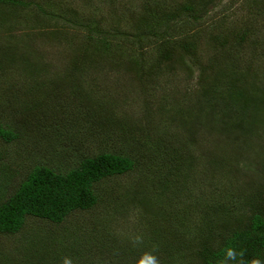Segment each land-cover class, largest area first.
Listing matches in <instances>:
<instances>
[{
	"label": "rangeland",
	"instance_id": "obj_1",
	"mask_svg": "<svg viewBox=\"0 0 264 264\" xmlns=\"http://www.w3.org/2000/svg\"><path fill=\"white\" fill-rule=\"evenodd\" d=\"M29 1L65 17L78 15L107 28L119 27L130 32L148 8L170 15L185 0ZM209 1L207 24L197 30L181 27L174 33L180 37L189 34V39L197 43L194 60L188 58L186 64L176 62L142 83L125 69H112L108 62L97 61L85 66V73L77 83L68 81L61 86L52 83L71 62L79 44L77 32L80 28L76 31L60 20L43 16L33 6L21 11L0 7V53L4 58V67L0 71V122L20 134L12 143L0 141V197L11 193L13 186L19 184L36 162H47L65 172L76 167L84 155L124 148L120 141L122 135L117 137L123 125L152 127L155 134L152 140L170 139V153L182 156L186 154L183 147L196 152L195 148H189L178 121L187 118L190 101L208 87L216 96H224L232 88V98L239 95L237 102L245 95L254 102L264 98V0ZM81 100L90 107L93 105L97 111L104 105L110 112L109 117L96 120L105 127L99 137H90L100 128L90 117L91 113L85 111L87 104ZM250 106L254 135L248 140L249 145H242L245 137L240 133L241 139L233 143L236 132L231 136L219 130L216 134L208 135L204 131L200 134L202 145L214 143L220 133L229 142L231 150L240 151L238 154L243 159L235 174L198 173L197 168L186 175V186L183 189L179 185L177 194V184L179 180L182 184V179L178 177V182L172 184L170 168L173 161L161 157L162 148H157L153 172L148 177L144 173L142 177H133L135 184L142 186V196L134 195L136 201H127L133 194L125 195V200L120 201L105 195L104 202L98 196L100 204L103 203L101 206L75 212L61 225L29 219L20 234L0 235V258L8 259L9 264H22L25 262L21 259L22 250L36 239L38 245L55 253L47 257L48 264H64L65 260L70 264H124L125 257L100 249L99 244L94 243L110 241V248L114 241V245L129 243L132 252L155 256L165 253L154 235L165 227H172L176 234L186 233L192 246L194 242L198 244L204 238L201 234L195 241L197 228L203 224L208 206L209 198L205 195L212 190V186L206 187L207 182H216L219 192L224 191L218 194L227 200L221 204H231L232 201H228L231 198L239 199V203H233L237 208L258 191L264 192V111L255 113L256 105L251 103ZM257 107L262 110V106ZM61 108L66 111L58 112ZM85 137L95 145L85 143ZM176 137L182 139L176 140ZM83 143L85 149L79 152ZM192 161L198 165L195 158ZM5 166L10 170L2 168ZM133 178L117 179L119 192L128 182H134ZM146 178L152 181L145 182ZM4 180L7 187L3 185ZM167 180L168 186L165 185ZM100 188L108 187L103 183ZM171 188L172 191L166 193ZM62 249L72 251L62 252ZM184 261L195 264V259L190 257ZM151 264L165 263L156 257Z\"/></svg>",
	"mask_w": 264,
	"mask_h": 264
},
{
	"label": "trees",
	"instance_id": "obj_2",
	"mask_svg": "<svg viewBox=\"0 0 264 264\" xmlns=\"http://www.w3.org/2000/svg\"><path fill=\"white\" fill-rule=\"evenodd\" d=\"M209 2V0H201V2L185 0L170 15L164 11L152 12V9L148 8L133 24L130 32L119 27L107 28L99 22L94 23L78 15L72 18L65 17L63 14L51 12L46 6L44 8L29 0H0V7L21 11L33 6L43 16L60 20L76 31L80 28L77 32L79 44L71 56V62L58 75L57 81L52 83L61 86L66 85L68 81L77 83L80 76L85 73V66L93 65L97 61L108 62L107 65H111L112 69H125L142 83L148 78L153 79L155 73L168 69L176 62L186 64L188 58L194 60L198 51L197 43L189 39V34L180 37L175 36L174 33L181 27L197 30L207 24L206 8ZM2 59L4 58L0 53V71L4 67ZM71 85L76 89L74 84ZM232 91L231 88L224 96H216L210 87L206 88L205 91H201L199 97L190 101L187 118L178 121L179 127L187 138L189 148H195L196 152L183 147L182 150L186 154L181 156L173 152V155L168 149L171 145L168 143L169 138L164 140L160 137L156 141L152 140L155 137L152 127L140 125L125 127L126 125H123L119 130L120 133H115L117 137L122 135L120 141L125 145L118 151L84 155L76 167L65 172L56 170L47 162H36L24 174L19 184L13 186L11 193L7 195L5 193L4 198L0 197V235L20 234L29 219H40L61 225L75 212H86L97 205L101 206L103 203L100 204L98 196H101L104 202L105 195L113 199L117 198L115 201H120L125 200L123 199L125 195L133 194L127 201H136L135 196L140 197L142 186L136 185V178L134 180L133 177H142L143 173L148 177V174L153 172L154 150L157 148H162L161 157L168 158L167 161L171 159L173 161V167L170 168L172 169V184L178 182V177L182 179V184H179L180 180L177 184V194L179 185L183 189L186 186V175L196 171L197 168L198 173L207 171L214 174L216 171H221L225 175L235 174L243 159L238 154L240 151L231 150L229 142L225 141V137L220 133L218 140L214 143L210 142V145H202L200 140L201 131L210 135L212 132L213 134L218 133L216 130H219L229 136L236 132L232 137L234 138L233 143L241 139L238 137L240 133L245 137L244 140H240L242 145H249L248 140L254 135V120H250V115H252L250 104L256 105L255 113L263 112L264 98L254 102L253 99L245 98V95L241 96L242 98L237 102L239 95L235 94L232 98ZM81 103L87 104L84 106L85 111L91 113L90 117L98 124L97 128H100L98 133L92 132L90 137L95 135L99 137L102 133L100 131L105 127L96 120L99 117H109V110L103 105L97 111V108L93 109L94 106L90 107L85 100H81ZM257 106H262V110ZM57 111L65 112L66 110L61 108ZM93 129H96L95 126ZM19 137L18 132H14L0 122V141L12 143ZM88 139L89 137H85V143L90 142ZM180 139L182 138L176 137V140ZM85 143L78 148L79 152L85 149ZM90 143L94 144L92 141ZM193 158L197 160L198 165L192 161ZM2 168L10 170L8 166ZM123 177L133 178L134 182H128L120 188L119 192L115 181ZM144 181L151 182L152 179L146 178ZM103 183L109 190L100 188ZM169 184L167 180L165 185ZM3 185L7 187L6 180ZM211 186L212 190L205 195L206 199L209 198L205 219L203 224L197 228L195 241L201 234L204 238L198 244L193 241L192 246L186 233L178 234L177 232L176 234L172 227H165L154 233L156 241L165 252L154 254L155 256H141L138 251L132 252L134 250L129 243L114 245L116 243L114 241L111 248L108 246L110 241L103 243L99 240L94 244H99L97 247L100 249L125 257L124 264H151L156 257L162 259L165 264H185L184 260H188L189 257L191 260L195 259V264H264V192L258 191L245 200L244 205L237 208L233 206V203H239V199L231 198L228 200L232 201L231 204H221L222 201L225 203L227 201L218 196L224 191L219 192L216 182L211 184L207 182L206 187ZM171 191L172 188L166 193ZM161 194L164 195L163 189ZM167 222L168 220L165 221ZM90 238H87V243ZM36 241L32 239L30 248L22 250L21 259L25 260L22 264H48L49 254L55 255L50 248L41 247ZM94 244L89 247L88 251L93 248ZM66 251L72 250L62 249V252ZM164 254L166 258L162 256ZM8 262H10L8 259L0 258V264H9Z\"/></svg>",
	"mask_w": 264,
	"mask_h": 264
},
{
	"label": "clouds",
	"instance_id": "obj_3",
	"mask_svg": "<svg viewBox=\"0 0 264 264\" xmlns=\"http://www.w3.org/2000/svg\"><path fill=\"white\" fill-rule=\"evenodd\" d=\"M64 264H70V262H69V261H67V260H65Z\"/></svg>",
	"mask_w": 264,
	"mask_h": 264
}]
</instances>
